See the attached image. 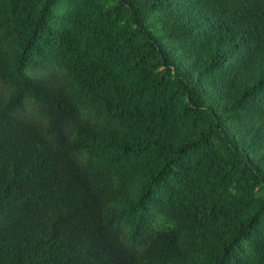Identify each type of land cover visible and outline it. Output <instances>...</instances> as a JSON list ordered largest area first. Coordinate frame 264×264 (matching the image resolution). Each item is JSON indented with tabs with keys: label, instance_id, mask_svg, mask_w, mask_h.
Segmentation results:
<instances>
[{
	"label": "trees",
	"instance_id": "1",
	"mask_svg": "<svg viewBox=\"0 0 264 264\" xmlns=\"http://www.w3.org/2000/svg\"><path fill=\"white\" fill-rule=\"evenodd\" d=\"M0 264H264V0H0Z\"/></svg>",
	"mask_w": 264,
	"mask_h": 264
}]
</instances>
